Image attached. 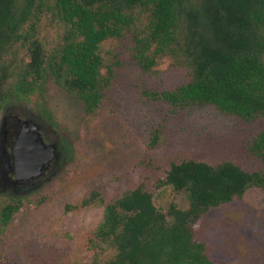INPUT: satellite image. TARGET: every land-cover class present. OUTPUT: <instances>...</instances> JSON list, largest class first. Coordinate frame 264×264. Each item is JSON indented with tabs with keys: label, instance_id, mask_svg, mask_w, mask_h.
Masks as SVG:
<instances>
[{
	"label": "trees",
	"instance_id": "obj_1",
	"mask_svg": "<svg viewBox=\"0 0 264 264\" xmlns=\"http://www.w3.org/2000/svg\"><path fill=\"white\" fill-rule=\"evenodd\" d=\"M45 20L57 29L53 45ZM131 31L145 71L167 57L190 70L186 85L163 94L170 104L263 120L251 146L262 168L173 163L154 193L139 187L105 205L91 264H219L196 240L202 217L251 188L264 190V0H0V117L37 93L48 73L94 114L113 77L111 65L102 73L101 47ZM41 115L54 129L50 113ZM182 193L187 209L176 202ZM96 200L104 202L94 191L83 205ZM21 206L12 199L2 207L0 234Z\"/></svg>",
	"mask_w": 264,
	"mask_h": 264
},
{
	"label": "rangeland",
	"instance_id": "obj_2",
	"mask_svg": "<svg viewBox=\"0 0 264 264\" xmlns=\"http://www.w3.org/2000/svg\"><path fill=\"white\" fill-rule=\"evenodd\" d=\"M42 28L53 45L57 29L46 20ZM134 33L101 47L102 73L107 77L111 65L113 77L94 114L50 73L29 100L10 107L8 122L29 110L43 120L42 133L59 145L60 159L34 185L0 195V213L12 199L22 202L0 234V264H91L97 254L91 241L105 205L139 187L154 193L173 163L231 161L247 171L262 168L251 146L263 120H243L213 105L170 104L163 94L186 85L190 70L167 57L145 71L135 57ZM44 111L53 117L54 129ZM94 191L104 202L84 206ZM176 202L189 207L184 193ZM196 240L219 264H264V190L251 188L242 199L210 210Z\"/></svg>",
	"mask_w": 264,
	"mask_h": 264
},
{
	"label": "flooded vegetation",
	"instance_id": "obj_3",
	"mask_svg": "<svg viewBox=\"0 0 264 264\" xmlns=\"http://www.w3.org/2000/svg\"><path fill=\"white\" fill-rule=\"evenodd\" d=\"M29 111L28 116L24 118L18 115L10 116L9 122L6 116L2 127H0V195L8 191L18 193L25 186L34 185L60 159L58 144L56 142H48L42 133L44 123L41 121L43 120L35 112ZM32 127L35 128L34 132L38 134L39 139L46 145V156L50 157L51 161L44 167V172L40 176L28 179L21 176L18 171L16 148L26 129L31 130Z\"/></svg>",
	"mask_w": 264,
	"mask_h": 264
},
{
	"label": "water",
	"instance_id": "obj_4",
	"mask_svg": "<svg viewBox=\"0 0 264 264\" xmlns=\"http://www.w3.org/2000/svg\"><path fill=\"white\" fill-rule=\"evenodd\" d=\"M2 127V124L0 125ZM35 128L26 129L17 146L18 171L21 176L31 179L40 176L44 167L50 163L46 156V145L34 132Z\"/></svg>",
	"mask_w": 264,
	"mask_h": 264
}]
</instances>
